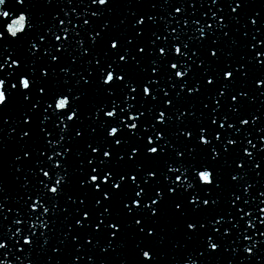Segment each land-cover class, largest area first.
<instances>
[{"label":"snow or ice","instance_id":"6c2138e0","mask_svg":"<svg viewBox=\"0 0 264 264\" xmlns=\"http://www.w3.org/2000/svg\"><path fill=\"white\" fill-rule=\"evenodd\" d=\"M63 5L0 0V264H264V5Z\"/></svg>","mask_w":264,"mask_h":264},{"label":"water","instance_id":"95a60500","mask_svg":"<svg viewBox=\"0 0 264 264\" xmlns=\"http://www.w3.org/2000/svg\"><path fill=\"white\" fill-rule=\"evenodd\" d=\"M58 3H60L62 6L67 7L66 5H63V0H57ZM126 2V0H116V3L123 5ZM133 5H135V0H132ZM210 3V0H209ZM251 3L253 5H264V0H251ZM197 7H199V5L197 4ZM207 7L208 5L205 4L204 9H201L200 11H207ZM54 9H45V11H52ZM82 10V9H80ZM124 12V8L120 7L119 9H117V13L113 14V16L111 17V19L113 20L114 23H118L119 21V16L120 14H123ZM161 15H163V13H161ZM199 17V12L197 13V17ZM10 22V20L8 21ZM208 23H212V21L210 19L207 20ZM203 23V21H202ZM0 27H6V23H4L3 21H0ZM173 27H175V25L173 24ZM246 51V50H245ZM237 57L241 54V50L240 49H236L235 50ZM37 66H39V62H37ZM259 71H264V70H258L256 68H253V71L249 74V81L247 82L249 87L245 90L249 91L250 95H255L256 99H255V103L251 104V105H246V110L247 111H253L255 112L257 109L260 110V112H264V97L259 96V90L256 89L254 87V78L257 77L259 75ZM201 107V105L197 104V109H199ZM10 114H14V113H10ZM259 114V113H257ZM8 129L5 130V135L7 134ZM253 135H257L255 132L253 133ZM252 137L250 136L249 139H251ZM254 143L256 142L255 140L253 141ZM246 143V142H245ZM9 207H11V205H9ZM9 215H14V213H9ZM161 251L166 252L168 254V260H171V256L172 255H178L177 253L174 252V250L172 249V245L170 243L166 244V246L161 249ZM109 264H115V262H113L111 259L109 261Z\"/></svg>","mask_w":264,"mask_h":264}]
</instances>
